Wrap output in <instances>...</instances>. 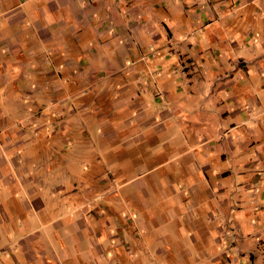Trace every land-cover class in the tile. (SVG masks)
<instances>
[{
  "label": "crops",
  "instance_id": "obj_1",
  "mask_svg": "<svg viewBox=\"0 0 264 264\" xmlns=\"http://www.w3.org/2000/svg\"><path fill=\"white\" fill-rule=\"evenodd\" d=\"M0 16L10 57L1 50L0 80L29 82L9 95L32 96L31 127L64 133L89 108L136 148L132 169L115 149L98 184L83 182L60 215L19 153L22 121L12 130L0 110V264H142L146 252L160 260L143 264H231L220 245L229 214L250 218L240 205L259 216L243 234L256 223L264 242V0H0ZM79 81L98 103L80 99L91 89ZM42 99L50 118L35 116ZM145 147L153 154L137 157ZM120 211L134 220L119 224ZM236 252L235 264H264L244 245Z\"/></svg>",
  "mask_w": 264,
  "mask_h": 264
},
{
  "label": "rangeland",
  "instance_id": "obj_2",
  "mask_svg": "<svg viewBox=\"0 0 264 264\" xmlns=\"http://www.w3.org/2000/svg\"><path fill=\"white\" fill-rule=\"evenodd\" d=\"M4 2V1H3ZM7 3V1H6ZM4 17L0 16V31L4 32L3 30H9L4 25ZM259 22V21H258ZM27 23L24 21L23 26ZM243 23H246L244 21ZM260 23V22H259ZM235 24V23H234ZM254 24V23H252ZM235 27H242L239 23L235 25ZM0 32V35L3 33ZM7 34H12L10 31H7ZM2 37V36H0ZM4 46V43L3 45ZM0 46V60L5 59V54L1 51H6L7 59H10L9 57V51L5 48H1ZM50 54V52H49ZM48 54V55H49ZM5 56V58H4ZM74 66V65H70ZM21 71V77L25 78L24 71L25 67ZM66 71L64 69H61L59 71V74L63 79L66 78ZM33 74V72H32ZM32 80L30 82L34 83L39 90L42 87L44 81L40 79L39 77H36L35 74L32 76ZM39 78V79H37ZM20 78H17V80L13 81V79L7 80L6 87L3 84V81L0 80V110L3 112V115L5 116L6 120L10 122V124H7L8 128L15 129L16 122H20L19 126L22 128L23 132L25 133L24 137H19L18 139L22 141L21 145L19 146V153H22L27 162L26 165L32 166L37 165V168L34 169L33 175L30 176V178L34 181L33 184L36 189L38 190V193H41L43 197H40L42 201L48 206L50 203V207L57 209L59 208L60 215L68 214L69 210L71 208L68 204V198L75 197L76 195L83 193V191H86L83 187V182L86 185H96L98 184V174H103L101 171L104 169V167L107 165V163L113 164L115 162V155L113 154V151L115 149L122 148L124 150V153L119 155L120 157H123L122 160H119V164H121L122 167H126L127 169H132L133 166V158L134 154L133 151H136V148H133L131 143L128 141L124 142V145H121V135L113 134L111 129H104L101 128L99 123L97 122L98 117L103 116L101 113H95L92 111V113L89 114V108H86V110H75L73 119H77L79 122H75L71 124V127H68L65 129L64 133L63 131L56 127L55 129H47L46 131H50L49 137L43 138L41 135L42 132H39V127H31L32 122H29V116L31 113L27 112V109H30L31 111H34L35 108L31 106V102L29 99L32 96H26L23 95H15L11 96L9 95V90H13V86H18L23 88V85L26 86V88L29 89L30 86H28V83L20 81ZM22 84V85H21ZM77 87L80 89L84 88H90V92L88 93V96H82L80 99H88L87 103L90 104H96L97 102V96L99 93H93L97 91L98 89L95 87L92 89L90 86H88L84 81H79L77 83ZM31 92H33V89H30ZM31 94V93H30ZM12 97V99H11ZM79 96H77L73 100L74 106H77L78 101L77 99ZM45 99H42L39 105L44 106L39 107L40 111L35 112V116H39V119H43V116H48L47 118L52 117L53 113L48 112L46 108V102ZM103 102V100H102ZM86 113L91 116H87L84 120L82 118L83 114ZM104 114V113H103ZM105 114H109L106 112ZM16 121V122H15ZM0 122V128L1 124ZM38 125V124H37ZM34 126V125H33ZM53 130V131H52ZM115 130V128H114ZM52 131V132H51ZM107 131V133H106ZM54 133L53 135H51ZM110 136H113L115 139H113L110 142H107V139L110 138ZM46 140V141H45ZM126 141V140H125ZM160 143V142H159ZM244 150H246V147H243ZM141 150V151H140ZM146 147L143 149H138L137 157H144V159H149V157H145L148 155L153 154L152 151H145ZM246 152V151H245ZM244 153V152H243ZM110 157V158H109ZM246 157V156H245ZM107 158L111 159V161ZM39 166V167H38ZM43 166V167H42ZM223 165H221L222 167ZM45 168H48L49 171H45ZM92 172V174H91ZM107 172H112V170L107 167ZM96 175V176H94ZM132 176L133 173L129 174L128 176ZM86 180V181H85ZM93 184L91 183V181ZM18 184L19 181H18ZM23 186H25L23 183H21ZM20 184V185H21ZM114 184V180H113ZM232 188V187H231ZM75 189L76 192L71 193L70 191ZM233 191V188H232ZM72 194V195H70ZM132 194V192H130ZM141 194L144 195V192L141 191ZM49 196V197H48ZM48 199L47 201H44L43 199ZM237 198V194L235 193L234 199ZM139 203V202H138ZM148 204V203H147ZM255 205V203H253ZM59 205V207H57ZM97 204H95L96 206ZM138 205V204H137ZM240 209L245 212L246 215H249L250 218L246 219H237L234 221L233 215L229 214V235L225 233L223 236V245L221 244V248L226 251L227 257H232L233 260H231V264H235L234 258L239 259L240 255L237 254L236 250L237 248L244 245V247H247V249L250 250V254L247 256L250 258V260L253 262V259L255 261L258 259H262V256H264V242L261 243L260 241L263 240L262 237L260 238L259 233V226L254 223V225H251V229L254 230V232L248 236V234H243L244 229L246 228L245 223L251 222L252 219L254 222L259 219L256 218L253 214L254 211H251V207L248 209L245 208L243 205H240ZM140 213H142V209H140ZM252 214V216L250 215ZM107 220L109 215H104ZM119 224H123V219L128 218L134 220L133 216L131 217V214L129 211H120L118 212ZM256 219V220H255ZM244 221V222H243ZM252 221V223H253ZM109 223V222H108ZM173 224H171L172 227ZM134 229V228H132ZM247 229V228H246ZM248 230H245V232ZM134 232V230H133ZM264 233V231H262ZM188 251L189 253H196L198 250L197 245H191L188 244ZM172 248V247H171ZM146 257L143 255H140L141 263L149 262V260L153 262H158L160 258L151 255L149 252L145 253ZM244 256V255H243ZM192 259H194V263H196L198 260L196 257L194 258L191 256ZM199 256H197L198 258ZM199 261L202 260V257H199ZM176 260V263H178L179 258L174 257L171 258L168 256V261Z\"/></svg>",
  "mask_w": 264,
  "mask_h": 264
}]
</instances>
